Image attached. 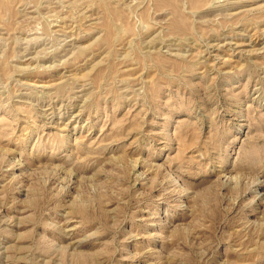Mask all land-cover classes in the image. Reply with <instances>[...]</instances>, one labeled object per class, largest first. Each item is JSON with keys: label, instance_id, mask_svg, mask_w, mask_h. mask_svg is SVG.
I'll list each match as a JSON object with an SVG mask.
<instances>
[{"label": "rangeland", "instance_id": "obj_1", "mask_svg": "<svg viewBox=\"0 0 264 264\" xmlns=\"http://www.w3.org/2000/svg\"><path fill=\"white\" fill-rule=\"evenodd\" d=\"M0 264H264V0H0Z\"/></svg>", "mask_w": 264, "mask_h": 264}]
</instances>
